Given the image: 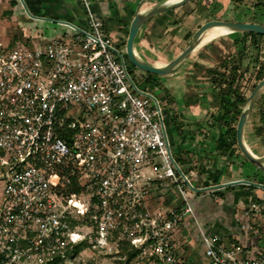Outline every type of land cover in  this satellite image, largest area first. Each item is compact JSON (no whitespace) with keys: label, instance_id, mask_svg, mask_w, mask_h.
Returning <instances> with one entry per match:
<instances>
[{"label":"built area","instance_id":"obj_1","mask_svg":"<svg viewBox=\"0 0 264 264\" xmlns=\"http://www.w3.org/2000/svg\"><path fill=\"white\" fill-rule=\"evenodd\" d=\"M79 1L86 27L71 25L69 37L36 49L0 39V264H47L82 241L129 244L153 264H178L183 213L208 264H264V246L242 256L201 228L191 205L198 191L173 157L160 99L133 80L93 1ZM163 179L183 212L150 208ZM242 211L240 227L253 231Z\"/></svg>","mask_w":264,"mask_h":264},{"label":"crops","instance_id":"obj_2","mask_svg":"<svg viewBox=\"0 0 264 264\" xmlns=\"http://www.w3.org/2000/svg\"><path fill=\"white\" fill-rule=\"evenodd\" d=\"M92 1L94 11L103 19L107 38L114 45L123 47L136 12L151 6L146 0ZM191 1L152 16L139 28L135 47L144 60L154 65L164 64L153 56L157 47L155 43L160 40L156 38L171 29H179L183 16L178 10ZM211 2L217 5L216 11L221 10V2ZM235 4H238L235 15L241 16L245 11L243 7L247 6L244 3ZM5 6L4 13L7 12L10 23L12 20H20L22 25H32V34L43 35L44 43L53 38L71 36L72 26L81 29L86 27L85 13L79 0H10ZM254 9L253 22L257 20V23L264 24V12L258 7ZM35 36L33 38L37 41ZM220 37L194 50L174 72L165 76L157 75L156 86L146 81L149 77L146 74L139 71L136 73L140 75V84L151 87L163 103L162 111L174 159L178 156L187 171L194 175L201 174L204 185L196 188L198 192L213 190L214 186L235 179H246L263 186L252 185L255 187L243 190L234 189L236 185L233 189L220 188V193L216 194L220 196L219 202L205 193L198 195L200 197L196 200L195 210L202 218L205 226L203 230L209 234H219L225 245H240L242 256H252L264 246V183H258L250 176L252 170L244 172L249 166L246 162L243 164L242 154L237 152L234 145L228 147L230 140L225 139V132L231 123L224 122L220 98L212 82L216 79V67L224 63L226 58L232 57V64L239 61L237 51L240 48L230 47L227 54L223 45L216 41ZM3 40L9 45L23 43L21 38ZM237 43L242 44L239 41ZM230 151H233L232 155ZM243 208L250 210L247 219L252 223L253 231H244L240 227L238 219L243 217Z\"/></svg>","mask_w":264,"mask_h":264},{"label":"rangeland","instance_id":"obj_3","mask_svg":"<svg viewBox=\"0 0 264 264\" xmlns=\"http://www.w3.org/2000/svg\"><path fill=\"white\" fill-rule=\"evenodd\" d=\"M9 1L10 0H0V39L4 42V38H21L23 43L16 45H21L27 49H36L46 45L47 42H42L43 35L36 33L35 36L34 34H32L34 30V27L32 25H22L20 23V20L19 22L18 20H12L11 23L8 21V14L7 12L4 13V9L6 7L5 5L8 4ZM146 1L147 4L152 6L154 4H158L162 0ZM216 1L222 3L221 10L218 9V11H216L215 7L217 5L213 4L212 2L210 3V0H192L190 4L186 5L183 8H180L178 12L183 17L180 19V21L182 22L179 25V29H171L165 34H162L161 37L157 36L156 39L160 40H157V42L155 43L157 47L153 51V56H155V58H153L164 64L167 63L185 47L190 36L195 32V30L201 24L208 20L222 19L228 21L253 22V19L255 18L253 17L252 14L254 13L252 12L255 11V4L259 2V0ZM235 3H244V5L247 6L243 7V10L245 11L240 14L241 16H238V14L235 15L236 8L238 5ZM259 10H262L264 12V8L260 7ZM5 23L6 25H4ZM19 23L20 25H18ZM230 34L226 35V37L223 35L222 37L216 39V41L218 40V42L223 45V49H225L227 54L230 50V47L235 49H238L240 48V46L243 45H246V47H248V53L245 57V60L243 61V66L248 64L249 71L244 73L242 72L243 70L240 69L239 71L235 72V78L237 79L236 82L239 87V91L243 96L247 98L251 93L252 89L254 88L253 86L261 80L260 79L258 81V76L253 73L252 68H257L258 64L264 65V37L258 38L254 43V41L250 40L249 37L243 38L237 33ZM33 35L37 37V41L33 38ZM237 40L242 44H238ZM234 41H236V43H234ZM118 47L123 46L119 45ZM232 59V57L226 58V61H224L225 64L222 63L221 65H219L220 68L218 66L216 67V82H218L221 86H227V78H229L230 76L229 71L233 65ZM129 70L133 80L140 87L146 90H151V87H147L144 85L142 86L140 84V75L136 73V71H139L146 74L145 72L135 68L132 64L130 65ZM218 70L221 71L219 72ZM152 75L154 76L156 74ZM222 76H226V78H222ZM160 106L162 107V109H164L161 100ZM261 110L264 111V89L255 101L254 108L246 123L245 129V142L250 148V150L256 155L264 154V123L260 120ZM242 158H244L243 164L244 162H246V165L249 166L248 170L244 172H249L250 170H252V174L250 176L254 177L255 181H257L258 183H264V170L248 162L243 155ZM175 159L176 163L180 166V171L188 175L193 185H195V188H197L198 186L203 187L204 182L200 176L201 174L197 173V175H194V173L187 171L182 164V160L178 156H175ZM245 177L248 178V176ZM243 185H236L234 189H249V187ZM217 190L218 189L214 188L213 190L206 189L202 190V192H192L191 205L194 208L195 213V209H197L196 200L197 197H200L198 195L202 193H205L207 195L210 194L216 200L218 199L217 201L219 202L220 196L214 194V192H216ZM151 201L152 203L150 204V208H152L154 211H156V207L158 205H162L165 207L177 206L179 207V209H181V212H183L184 209L183 200L181 196L175 189L170 188L168 179H163L162 185L152 187ZM196 217L201 228L204 229L205 226L201 216L196 213ZM174 236V238L176 239L175 248L177 250L176 260L178 264H208L207 258L203 257V244L198 226L194 222L193 217L190 213H183L181 224L177 229L176 233H174ZM35 262H38V260L32 259L26 262L16 261L14 264H35ZM65 264H153V260L139 256L136 251V248L132 247L129 244L117 245L116 243H110L104 248H93L89 243H86L83 249L75 257L67 259L65 261Z\"/></svg>","mask_w":264,"mask_h":264},{"label":"water","instance_id":"obj_4","mask_svg":"<svg viewBox=\"0 0 264 264\" xmlns=\"http://www.w3.org/2000/svg\"><path fill=\"white\" fill-rule=\"evenodd\" d=\"M20 1L23 2V0ZM188 1L189 0H162L158 4H154L152 6L147 7L146 9L138 10L136 12L130 22L128 35L124 44L126 56L129 62L135 68L145 73H152L158 76H165L174 72L191 55V53L196 50L197 46L200 43L202 35L208 29L213 27H223L227 29L229 33L254 32L264 35V24L261 23L211 19L201 24L190 36L185 47L167 63L163 65H154L144 60L139 55L135 47V37L139 28L152 16L170 9L180 7ZM263 89L264 77L254 86L241 108V112L236 123L235 141L240 153L245 157V159L256 167H259L264 170V154H254L246 144L244 138L245 125L251 115L255 101ZM239 184L256 185L258 187H263L246 179H235L223 182L222 184L214 186V188L220 189Z\"/></svg>","mask_w":264,"mask_h":264},{"label":"trees","instance_id":"obj_5","mask_svg":"<svg viewBox=\"0 0 264 264\" xmlns=\"http://www.w3.org/2000/svg\"><path fill=\"white\" fill-rule=\"evenodd\" d=\"M255 7L264 8V0H259V2H257L255 4ZM255 22H259V21L255 20ZM237 34L241 35V37H243V38L249 37L250 40L254 41V43L258 38L264 37V35L254 33V32H239ZM242 42H243V40H242ZM244 43H245V41H244ZM255 47H257V46H255ZM247 53H248V47H246V45L241 46L240 49L237 51L239 61H237L236 64L232 65V67L229 71L230 76H229V78H227V86L226 87L219 85V83L216 82V79H213V82H212L215 85V89L218 92V95L220 98L219 102H220L221 108L223 109L222 116L225 119L224 122L229 121L231 123L230 124L231 126L228 127L226 132H225V135H226L225 139L230 140L228 147H230V145H234L236 150H238V147H237L236 141H235V134H236L235 123L238 120L239 114L241 112V108H242V106L246 100V97L243 96L239 91V87H238L237 82H236L237 79L235 78V72L239 71L240 69H242L243 70L242 72H244V73L249 71V65L248 64L243 66V61L245 60ZM252 71H253V73H255L258 76V81L264 77V65L258 64V67L257 68L253 67ZM146 75H147V77L149 76L146 79V81L149 82L151 85L156 86L157 82H156L155 78L157 75L153 76L152 74H148V73H146ZM222 78H226V76H222ZM260 120L264 123V111L263 110H261V112H260ZM237 152L240 153L239 150ZM230 154L232 155L233 151H230ZM243 186H247V187H249V189H252L253 187H255L252 185H243ZM234 187L235 186H228V187H225V189H233ZM70 190H72V189H70ZM217 191L214 192V194L220 193V189H218ZM85 245H86V242L82 241V242H78L76 244H73L71 246H67L63 256L57 255L53 259L47 261V264H65V261L67 259L75 257L83 249V247ZM131 256H132V253H131Z\"/></svg>","mask_w":264,"mask_h":264},{"label":"bare ground","instance_id":"obj_6","mask_svg":"<svg viewBox=\"0 0 264 264\" xmlns=\"http://www.w3.org/2000/svg\"><path fill=\"white\" fill-rule=\"evenodd\" d=\"M226 34H229V31L227 29L223 28V27H218L217 26V27L210 28L202 35L200 43L197 46V48H200L204 44H206L207 42H209V41H211V40H213V39H215L217 37L226 35Z\"/></svg>","mask_w":264,"mask_h":264}]
</instances>
